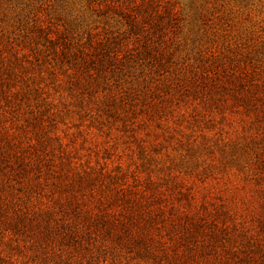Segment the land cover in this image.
<instances>
[{
	"label": "rangeland",
	"instance_id": "rangeland-1",
	"mask_svg": "<svg viewBox=\"0 0 264 264\" xmlns=\"http://www.w3.org/2000/svg\"><path fill=\"white\" fill-rule=\"evenodd\" d=\"M143 6L174 12L159 48L169 57L163 68L149 60L123 67L139 48L128 20L145 16ZM31 24L50 44L65 30L80 43L90 30L127 42L103 69L63 61L50 76L27 49ZM16 43L26 49L14 54ZM0 90L17 116L7 131L22 139L16 151L30 165L37 154L51 163L46 195L64 197L60 187L86 172L93 183L80 204H107L121 217L112 200L119 190L153 220L147 240L160 260L120 253L115 264H264V0H0ZM29 203L36 208L37 198ZM1 228L0 264H15ZM49 254L32 264L111 258L104 250L70 254L73 262Z\"/></svg>",
	"mask_w": 264,
	"mask_h": 264
},
{
	"label": "trees",
	"instance_id": "trees-1",
	"mask_svg": "<svg viewBox=\"0 0 264 264\" xmlns=\"http://www.w3.org/2000/svg\"><path fill=\"white\" fill-rule=\"evenodd\" d=\"M142 9L145 16L139 18L135 15L128 20V32L133 36L138 35L135 39L139 48L137 47L134 52L135 55L129 54L124 57L126 64H123V67L130 68L127 63L135 60H149L152 68H163L164 61L169 57L159 48L162 47L166 31L164 26L169 25L173 20V9L153 10L150 6H143ZM142 23H145L148 29L146 38L139 34L143 29ZM25 29L29 30L26 34H31L30 38L33 40L31 43L33 46L27 49L32 53L34 61L39 62L38 67L48 65L45 71L50 73L47 74L50 76L56 72L58 62L63 61H70L69 64L76 61L79 67L86 65L103 69L106 63L113 61V55L118 56L122 53L120 49L123 43L127 42L119 41L117 37L100 36L95 30H90L87 39L80 43V40L77 41L65 30L56 36V43L50 44V39L53 37L42 26L31 24ZM151 34L155 39L150 42L148 35ZM40 41L50 46H45ZM21 49H26L25 44L16 43L15 47L11 44L9 50L17 54ZM48 56L51 57L48 58ZM259 86V84L254 85L251 88L254 90ZM4 95L5 92L0 90V97ZM253 98L251 95H246L242 98V102L245 105H251L255 101ZM4 104L0 102V142H2L0 146V214H2L0 223L3 230L9 234L8 242L10 245L14 244L12 250L15 252L11 254V258L13 259L15 253L20 257L15 264H32L38 258L45 261L50 256L49 253L60 258L62 252L69 254L67 260L73 262L70 254L89 253L91 259L95 252L98 253L101 250L110 253L111 258L103 260L104 263L110 262L109 264H115L114 256L120 253H133L136 258L140 256L149 258L153 263L160 260L152 255L149 248L147 234L153 220L147 219L141 213L142 210L139 209L141 202H131L124 198L119 190L114 191L112 200L116 204H121V217L112 215L107 204L99 203L95 209L88 205L83 206L78 197L82 195L85 186L93 183L91 176L86 172L75 173L74 178L71 177L66 186L60 187L64 197H57L55 196L57 194L52 195L49 191L50 196L46 195L47 191L42 188L46 184L42 174L45 172L46 163H48L47 166L51 163L43 162V156L37 154L34 165L33 163L30 165L32 160L26 161L23 155L16 151L22 139L20 140L19 137L17 139L14 133L8 136L7 131L17 126V116L11 115L7 105ZM23 141L29 143L31 139L25 137ZM33 170L35 176L30 178L29 173ZM56 181H58L57 178ZM54 187V189L58 188L56 185ZM32 196L37 198L36 208L30 206ZM25 250L32 252L33 256H26ZM57 250L60 253H57Z\"/></svg>",
	"mask_w": 264,
	"mask_h": 264
}]
</instances>
